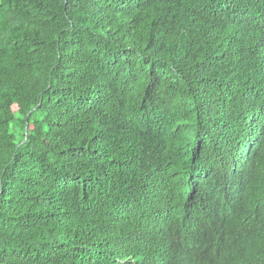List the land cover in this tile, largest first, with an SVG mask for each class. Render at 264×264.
<instances>
[{
	"label": "trees",
	"instance_id": "obj_1",
	"mask_svg": "<svg viewBox=\"0 0 264 264\" xmlns=\"http://www.w3.org/2000/svg\"><path fill=\"white\" fill-rule=\"evenodd\" d=\"M0 264H264V0H0Z\"/></svg>",
	"mask_w": 264,
	"mask_h": 264
},
{
	"label": "clouds",
	"instance_id": "obj_2",
	"mask_svg": "<svg viewBox=\"0 0 264 264\" xmlns=\"http://www.w3.org/2000/svg\"><path fill=\"white\" fill-rule=\"evenodd\" d=\"M219 223L222 224L223 226L225 225L222 221H219ZM225 226H226V225H225ZM195 254L197 255V252H195ZM188 256H189V255H187V256L185 257V258H187V262H188Z\"/></svg>",
	"mask_w": 264,
	"mask_h": 264
}]
</instances>
